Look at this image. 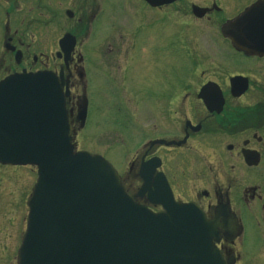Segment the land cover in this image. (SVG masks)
<instances>
[{"label":"flooded vegetation","instance_id":"af4514ba","mask_svg":"<svg viewBox=\"0 0 264 264\" xmlns=\"http://www.w3.org/2000/svg\"><path fill=\"white\" fill-rule=\"evenodd\" d=\"M25 1L33 13L43 4L51 15L49 30L58 35L50 34L48 51L44 44L35 48L32 29H22L31 21L30 11L22 17L20 0H0V79L40 69L61 74L67 78L72 122L77 124L76 109L84 98L110 100L116 131L119 94L132 122L126 130L131 154L123 162L125 170H118L126 191L159 211L165 179L175 201L195 204L223 229L217 246L224 264H264V0H178L159 6L133 0L126 22L119 20V4L103 9L114 0ZM192 4L207 10L197 17ZM255 4L259 10L248 9ZM168 7L179 18L175 28L166 19ZM241 13L255 21L253 32L243 34L236 48L219 27ZM109 15L110 41L103 23ZM195 23L206 31L196 33ZM191 30L195 38L185 41ZM64 32L76 37L68 60L57 56ZM89 50L98 54L94 63L85 53ZM89 67L97 79L109 80L92 89ZM205 84L210 85L207 104L198 96ZM143 182L146 189L138 193Z\"/></svg>","mask_w":264,"mask_h":264},{"label":"water","instance_id":"95a60500","mask_svg":"<svg viewBox=\"0 0 264 264\" xmlns=\"http://www.w3.org/2000/svg\"><path fill=\"white\" fill-rule=\"evenodd\" d=\"M239 28L238 17L221 30L238 45ZM73 39L64 36L69 48ZM72 130L61 82L52 72L0 81V163L37 167L16 264L220 262L212 229L197 209L176 204L151 213L126 194L107 160L73 151ZM171 211L175 221L160 226L162 219L171 221L164 218ZM200 220L204 227L190 225Z\"/></svg>","mask_w":264,"mask_h":264},{"label":"rangeland","instance_id":"374dc122","mask_svg":"<svg viewBox=\"0 0 264 264\" xmlns=\"http://www.w3.org/2000/svg\"><path fill=\"white\" fill-rule=\"evenodd\" d=\"M124 0H119L120 2V14L119 20L126 22L127 18L130 17L131 11H129V15H127L126 10L124 11L121 8V4L126 7L122 2ZM129 3L131 0H125ZM103 3V1H102ZM20 5L22 6L21 11L22 17L27 11H30L31 16L28 15V18H31V21L28 23L25 28L24 24L22 29L30 31L32 29V35L30 36L31 42L34 44L35 48L44 44L45 51L50 49L51 44L50 34L58 35V30H55L54 33L49 30V25L51 24V15L46 14L45 10H36V13H33L30 10V3L25 0H20ZM34 6V4L32 3ZM40 4L39 6H42ZM107 4H103L102 7L105 9ZM35 8V7H34ZM172 7L166 8V11L171 14L166 13V19L169 23L175 28L177 27L178 16L172 13ZM136 12V11H133ZM133 13L131 14V16ZM126 19V20H125ZM125 20V21H124ZM119 21V22H121ZM55 22H57L55 20ZM66 22V20H64ZM36 24V29H33V26ZM118 24L116 25V30H120L118 28ZM75 25H69L68 28H74ZM195 28L196 33L200 34V30L206 31L205 26L199 23H195L192 25ZM110 28H112V24H108L105 29L106 39L111 40V33H109ZM189 34L184 36V40L195 38V34L191 31H188ZM117 34V32L115 33ZM110 35V36H109ZM47 36H49L47 38ZM86 38L81 37L80 39ZM85 44V43H84ZM105 45V44H104ZM86 46H89L86 45ZM84 47V46H83ZM82 52L84 50L80 48ZM122 50V49H121ZM81 52V53H82ZM89 57L93 58L96 61V57L98 56L97 52L94 50H89L85 52ZM112 54V51L110 52ZM87 59V58H86ZM93 61V60H92ZM88 64L91 63V60L87 59ZM94 68H88V75L90 78V87L93 89L95 85L99 83H104L109 80L108 77L97 79L93 71ZM125 83V82H124ZM126 85V83H125ZM103 102V101H102ZM101 102V103H102ZM114 104H121V110L116 109V117H117V126L120 130L126 131L129 128V125L132 122L128 117V105H125V102L121 100L119 94L116 96L114 100ZM99 109V106L96 105V98H92V108H91V118L90 125L88 124L79 130H77L75 134V143L79 149H87L92 152H97L103 154L107 159L110 160L112 165L117 170L124 171L126 165L125 158L131 154L132 146H128L127 136L125 132L116 131L112 127L111 118L107 117L105 119L103 129L97 130L95 126V118L96 111ZM112 113V112H111ZM117 128V130H118ZM115 138L118 139L115 143ZM115 143V144H114ZM36 178L35 168L32 166H21V165H0V264H15V251L20 242V234L23 233L25 228V218L27 213V205L25 202L27 191H30V186L34 183ZM29 194V193H28ZM28 196V195H27ZM11 236V237H10ZM4 247V249H3ZM13 258V261H12Z\"/></svg>","mask_w":264,"mask_h":264}]
</instances>
